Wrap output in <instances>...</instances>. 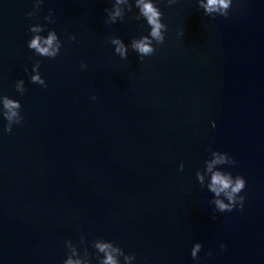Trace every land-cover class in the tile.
I'll use <instances>...</instances> for the list:
<instances>
[{
	"label": "water",
	"instance_id": "95a60500",
	"mask_svg": "<svg viewBox=\"0 0 264 264\" xmlns=\"http://www.w3.org/2000/svg\"><path fill=\"white\" fill-rule=\"evenodd\" d=\"M154 3L167 30L141 59L135 0L114 23V0H0V264H264V0ZM52 30L56 57L28 47ZM217 172L243 208L218 210Z\"/></svg>",
	"mask_w": 264,
	"mask_h": 264
},
{
	"label": "clouds",
	"instance_id": "9594fccd",
	"mask_svg": "<svg viewBox=\"0 0 264 264\" xmlns=\"http://www.w3.org/2000/svg\"><path fill=\"white\" fill-rule=\"evenodd\" d=\"M40 0H37V6L39 5ZM169 4L173 3L174 0H168ZM125 3V0H114L113 8L114 10L110 11V9L106 8L105 12L108 14V18L106 23H114L117 21V18L122 17L121 8L118 5ZM136 7L139 9V14L136 15V19H140L143 17L147 24L150 26V32L147 35H142L140 39H134L132 41V48L139 53L141 59L144 56H148L153 54L155 48L153 46V41L157 43H163L164 41V32L167 30V25L162 22L163 13L154 3V0H135ZM231 5V0H207L206 4H201L200 6L207 12L211 13L213 11L224 10L222 12L223 16L227 17L229 9ZM132 5L128 4V10L131 11ZM28 16L33 15L32 12L27 13ZM45 19L50 20L51 16L45 17ZM31 32L40 31L39 28L30 26ZM74 39V37H72ZM55 42V43H54ZM111 44L115 46V52L120 55L122 58H126L128 54L127 47L123 43L122 39L118 37L111 38ZM28 47L30 49H34L36 53L41 56L54 58L57 56L60 50V42L57 39V33L55 30L50 31L47 39H43L39 35L33 36L30 42H28ZM40 65V61H36L33 65V71L36 67ZM83 67V65H82ZM27 71V69H25ZM31 81L34 83H38L47 87L44 79L37 73L36 75H31ZM16 88L19 92L23 93L25 91L24 88V80L20 79L16 82ZM95 99V97H93ZM21 108V104L19 100H10L7 96L4 97V111L3 116L7 120V124L5 125L4 131L11 132L13 123H20L23 117L17 111V109ZM227 152H225V156ZM225 156L218 157V161L222 162H230L234 163L231 160H225ZM211 167V166H209ZM202 181V177H200ZM246 181L243 176L237 175L235 177V181L233 182V178L230 174H221L219 172L215 173L212 177V183L209 186L210 189L216 193L218 196L221 191H225L228 197L229 203L225 204L221 200H216L215 204L219 211H231L237 204H239L240 208H243L244 197L239 196L238 194L245 188ZM215 219V216L212 217ZM108 245H100L101 250L103 251ZM201 245L197 244L195 248L191 250V255L194 259L197 258V252L200 251ZM225 246L222 244L221 248ZM211 254V253H209ZM105 264H117V261L109 254L106 257Z\"/></svg>",
	"mask_w": 264,
	"mask_h": 264
}]
</instances>
